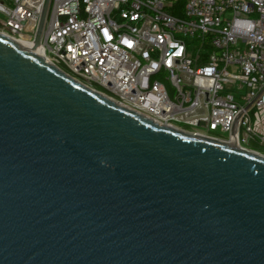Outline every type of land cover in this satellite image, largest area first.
I'll use <instances>...</instances> for the list:
<instances>
[{
    "label": "water",
    "instance_id": "obj_1",
    "mask_svg": "<svg viewBox=\"0 0 264 264\" xmlns=\"http://www.w3.org/2000/svg\"><path fill=\"white\" fill-rule=\"evenodd\" d=\"M0 264H264V156L159 125L0 33Z\"/></svg>",
    "mask_w": 264,
    "mask_h": 264
},
{
    "label": "built area",
    "instance_id": "obj_2",
    "mask_svg": "<svg viewBox=\"0 0 264 264\" xmlns=\"http://www.w3.org/2000/svg\"><path fill=\"white\" fill-rule=\"evenodd\" d=\"M0 33L159 125L264 156V0H0Z\"/></svg>",
    "mask_w": 264,
    "mask_h": 264
},
{
    "label": "bare ground",
    "instance_id": "obj_3",
    "mask_svg": "<svg viewBox=\"0 0 264 264\" xmlns=\"http://www.w3.org/2000/svg\"><path fill=\"white\" fill-rule=\"evenodd\" d=\"M18 42H19L20 44H22V45H25V46H28V47L34 49L37 53L40 54V52L38 51L37 46H32L31 44H28V43H26L25 41H18Z\"/></svg>",
    "mask_w": 264,
    "mask_h": 264
},
{
    "label": "rangeland",
    "instance_id": "obj_4",
    "mask_svg": "<svg viewBox=\"0 0 264 264\" xmlns=\"http://www.w3.org/2000/svg\"><path fill=\"white\" fill-rule=\"evenodd\" d=\"M256 150L259 151L260 153L264 154V148H262V147H256Z\"/></svg>",
    "mask_w": 264,
    "mask_h": 264
},
{
    "label": "trees",
    "instance_id": "obj_5",
    "mask_svg": "<svg viewBox=\"0 0 264 264\" xmlns=\"http://www.w3.org/2000/svg\"><path fill=\"white\" fill-rule=\"evenodd\" d=\"M254 148L256 149V146H254Z\"/></svg>",
    "mask_w": 264,
    "mask_h": 264
}]
</instances>
